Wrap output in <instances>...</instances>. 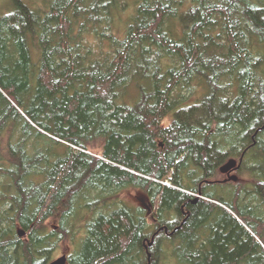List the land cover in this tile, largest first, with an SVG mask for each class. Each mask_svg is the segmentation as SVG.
I'll return each instance as SVG.
<instances>
[{
  "label": "trees",
  "instance_id": "trees-1",
  "mask_svg": "<svg viewBox=\"0 0 264 264\" xmlns=\"http://www.w3.org/2000/svg\"><path fill=\"white\" fill-rule=\"evenodd\" d=\"M130 2L0 16V264H264V0Z\"/></svg>",
  "mask_w": 264,
  "mask_h": 264
},
{
  "label": "rangeland",
  "instance_id": "rangeland-1",
  "mask_svg": "<svg viewBox=\"0 0 264 264\" xmlns=\"http://www.w3.org/2000/svg\"><path fill=\"white\" fill-rule=\"evenodd\" d=\"M26 5H28L30 8H33L32 3H36V1L40 0H22ZM131 2L130 0H125V10L122 14H119L118 16L115 17L114 19V23H113V27H112V31L115 35L117 36H121L124 32V19L125 13L131 12ZM12 11V4H11V0H0V16L9 13ZM179 28V27H178ZM179 31V30H178ZM89 41H90V45L94 48V49H101V45L99 44L98 40L95 39L92 36H89ZM257 50L261 52V54H264V46H258ZM260 70L264 72V57H263V61L260 65ZM101 142L99 140L93 141L92 143H90L88 150L90 151V153H93L95 155H101ZM226 163V161H225ZM252 165L251 163L248 161V158L246 156L245 159V163H244V167L242 169L241 172L235 171L233 173H231L230 175L235 176L236 179L235 180H230L227 182V189L226 186L225 187H220L219 185L214 187V191L216 192V196L219 199L222 200H227V198H229L233 193H235L237 191V188L242 189L243 187L246 188H250L252 186V181H251V177L252 175H257V172H251L249 169H251ZM258 176V175H257ZM219 180H223L225 178V176H219ZM210 188V187H209ZM248 198H253L252 194L249 192L247 194ZM119 199L126 201L127 203H130L131 205H142V203L146 202V199L143 197V195L138 194L137 191H135L134 189H128L126 191H122L121 193H119L118 195ZM243 200V198H242ZM261 211L263 214L264 213V209L261 208ZM71 250L70 246L68 245V243H64L61 244L58 249L56 250V253H54V257H59L63 254H68V252ZM54 258V259H55Z\"/></svg>",
  "mask_w": 264,
  "mask_h": 264
},
{
  "label": "water",
  "instance_id": "water-1",
  "mask_svg": "<svg viewBox=\"0 0 264 264\" xmlns=\"http://www.w3.org/2000/svg\"><path fill=\"white\" fill-rule=\"evenodd\" d=\"M238 165L236 164V161L234 159H230L228 160L225 164H223L220 168L219 171L222 174H228V172L234 168H236ZM228 180H235L236 177L235 176H228L227 177ZM199 196H197L195 198L194 201L197 200ZM150 244V243H149ZM67 258L66 255H61L59 257H56L55 259L51 260L50 262H48L47 264H66Z\"/></svg>",
  "mask_w": 264,
  "mask_h": 264
},
{
  "label": "flooded vegetation",
  "instance_id": "flooded-vegetation-1",
  "mask_svg": "<svg viewBox=\"0 0 264 264\" xmlns=\"http://www.w3.org/2000/svg\"><path fill=\"white\" fill-rule=\"evenodd\" d=\"M241 159L242 158H239L238 160H235L236 161V164L238 165L236 168H234V169H232V170H230L229 172H228V174H223V175H225V178L223 179V180H221V181H229L228 179H227V177L229 176H232V175H230L231 173H233V172H235V171H237V169H239V166H240V162H241ZM198 195H195L194 196V198L192 199V203H195L196 201H194L195 200V198L197 197Z\"/></svg>",
  "mask_w": 264,
  "mask_h": 264
}]
</instances>
